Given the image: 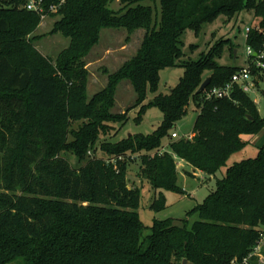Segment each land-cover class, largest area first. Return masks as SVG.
I'll use <instances>...</instances> for the list:
<instances>
[{"label":"trees","instance_id":"trees-1","mask_svg":"<svg viewBox=\"0 0 264 264\" xmlns=\"http://www.w3.org/2000/svg\"><path fill=\"white\" fill-rule=\"evenodd\" d=\"M113 1L43 0L48 15L59 17L52 32L70 38L53 64L28 38L42 15L27 9L25 0H0V264H251L264 231V144L254 158L227 162L245 147L246 135L264 130V117L237 87L231 97L205 99L239 69L215 59L229 40H218L198 60H184L181 37L221 15L231 20L248 12L258 22L247 44L259 52L264 0H160V11L157 0H120L119 10L110 7ZM51 5L57 11L50 12ZM104 28L143 29L144 36L88 102L84 58ZM177 65L185 70L179 83L145 103L148 91L158 90L160 71ZM205 71L211 81L199 91ZM253 72L264 79V68ZM124 80L137 95L130 107L140 106L136 120L151 106L163 120L151 134L111 141L106 136L128 119L130 108L112 111ZM191 102L199 110L193 136L172 138ZM72 120L82 124L69 131ZM165 138L170 149L163 151ZM98 143L107 158L88 155ZM135 154L142 175L159 190L185 193L177 184V159L209 176L226 172L193 209L199 218L191 227L187 220L154 219L145 234L141 189L127 181L126 158ZM164 206L160 193L152 207Z\"/></svg>","mask_w":264,"mask_h":264},{"label":"rangeland","instance_id":"rangeland-1","mask_svg":"<svg viewBox=\"0 0 264 264\" xmlns=\"http://www.w3.org/2000/svg\"><path fill=\"white\" fill-rule=\"evenodd\" d=\"M160 11V0H157ZM120 0L110 3V7L114 10L121 8ZM156 13V12H155ZM58 16L46 15L42 17L37 28L28 36L31 39L35 49L48 58L53 64L60 53L69 45L70 38L65 37L62 33H53L55 22ZM258 19L252 13L243 12L238 18L228 20L221 15L212 22L206 23L196 32L187 29L182 35L184 43V51L186 55L184 60H198L202 53L211 50L218 40H229V43L223 48L221 57H215L220 63L228 66H237L238 68L247 67L250 63V57L247 53L246 27L257 24ZM144 36L143 29L129 33L124 28H104L98 43L94 45L89 54L84 58L85 68L88 71L86 96L89 102L92 97L100 90L105 88L108 83L109 74L116 71L122 63L139 48ZM233 47L236 51V57L232 55ZM184 67L181 65L164 68L160 71L159 85L156 93L150 90L147 94L145 103L153 99L156 94L169 93L180 81L184 75ZM205 79L209 77V71L204 73ZM258 90L250 93L251 98L257 103L258 109L262 117H264V79L259 77ZM137 95L132 84L128 80L122 81L116 91L115 106L112 111L115 113L125 112L128 108L135 105ZM140 106L129 109L128 119L123 125L116 124L119 128L118 132L112 136H106L111 141H118L126 138L130 134L142 133L151 134L162 122L163 113L156 107H148L140 121L136 120ZM199 110L193 102L190 103L188 113L179 120L173 130L179 133V138H188L193 136V128L197 119ZM82 124V120L70 121L69 131L71 128L78 129ZM110 133V132H109ZM108 135V134H107ZM102 138V137H101ZM69 141L71 136L68 135ZM247 144L245 147L234 153L228 160L227 165L230 166L235 162L246 158H254L258 155L259 147L264 144V130L258 135H246ZM163 151L169 150L168 138L164 139ZM88 155L103 156L107 158V154L102 150L100 143L95 149L90 150ZM73 165L78 164V159L74 154L67 153ZM140 154H135L126 158L128 163L127 181L130 186H137L141 189L140 207L138 209L140 219L146 226L145 234L151 232L154 219H174L175 224L183 225L187 220L188 227L198 220V213H193V209L204 201L206 196L213 192L217 187V179L225 175L226 167L217 172L216 175L209 176L200 170H194L187 162L178 160L177 165V184L185 191V193L154 189L149 181L142 175L140 168ZM125 159H123L124 161ZM190 173L188 175V173ZM191 175V176H190ZM194 175V176H192ZM163 194L165 206L159 210L152 207L155 200ZM256 259L251 264H264V242L260 243V247H256L253 254ZM248 262V263H247ZM249 264V259L245 262Z\"/></svg>","mask_w":264,"mask_h":264},{"label":"built area","instance_id":"built-area-1","mask_svg":"<svg viewBox=\"0 0 264 264\" xmlns=\"http://www.w3.org/2000/svg\"><path fill=\"white\" fill-rule=\"evenodd\" d=\"M26 7L29 10L38 12L45 17L49 12L46 11L43 0H25ZM65 0H61L63 3ZM57 5H51L49 8L50 12L57 11ZM254 26L246 27V37ZM247 53L250 57V63L247 67L239 68L231 77L230 81L222 86H215L209 89L205 94V99H213V98H224L231 97L234 89L240 88L242 91L246 92L250 95V93L254 90H258L259 86V74L253 72V67H257L260 69L264 68V48L257 52L251 45L247 46ZM179 133L174 131L172 133V138H177ZM264 242V231L262 233V238L260 243ZM260 243L257 247H260ZM247 259L244 260L246 262ZM233 264H237L234 262Z\"/></svg>","mask_w":264,"mask_h":264},{"label":"water","instance_id":"water-1","mask_svg":"<svg viewBox=\"0 0 264 264\" xmlns=\"http://www.w3.org/2000/svg\"><path fill=\"white\" fill-rule=\"evenodd\" d=\"M237 51H234V55L236 57ZM211 78L208 77L207 79H205V81L201 84L199 91H203L206 87H208V85L210 84ZM250 119H252L251 116H248ZM188 263V259H184L182 264H187Z\"/></svg>","mask_w":264,"mask_h":264},{"label":"crops","instance_id":"crops-1","mask_svg":"<svg viewBox=\"0 0 264 264\" xmlns=\"http://www.w3.org/2000/svg\"><path fill=\"white\" fill-rule=\"evenodd\" d=\"M178 160H181V159H178ZM178 160H177V163H178ZM181 161H184V160H181ZM185 162V161H184ZM179 164V163H178ZM192 169H194V168H192ZM195 170V169H194Z\"/></svg>","mask_w":264,"mask_h":264}]
</instances>
